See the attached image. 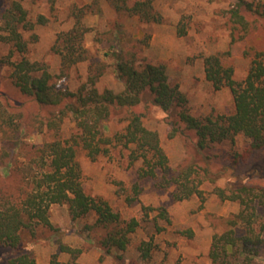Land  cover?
Wrapping results in <instances>:
<instances>
[{"label": "rangeland", "instance_id": "374dc122", "mask_svg": "<svg viewBox=\"0 0 264 264\" xmlns=\"http://www.w3.org/2000/svg\"><path fill=\"white\" fill-rule=\"evenodd\" d=\"M135 1L21 0L33 23L32 29L23 31L28 41L25 56L47 69L57 88L72 92L92 85L101 92L123 91L125 81L117 72L119 54L134 56L138 64H164L169 81L186 95L192 115L233 113L231 88L214 87L207 79L204 59L220 54L225 65L234 66V78L243 81L252 57L264 52V16L251 11L248 3L264 0L241 4L240 0H155V11L161 16L158 21H145L131 13L127 6ZM4 2L0 0V8ZM236 8L244 23L233 18ZM72 30L79 35L77 49L68 48L66 42V33ZM12 47L0 37L2 203L5 192L20 200L41 174L44 161L39 147L69 138L75 130L71 116L58 128L41 123L51 108L40 106L13 84L11 61L18 56ZM68 56L78 61L71 62ZM138 110L144 113V124L159 133L168 156L167 171L144 174L148 166L131 157V147L112 146L109 153L96 158L77 147L86 193L105 199L122 220L135 217L140 221L130 233L127 248L108 252L100 242L106 229L96 223L95 213L74 219L67 203H54L49 211L51 226L23 230L19 248L0 241V264H9V258L21 250L31 251L38 264L49 263L54 253L61 264H264V243L255 255L242 246L247 235L253 240L264 237V198L258 190L243 193L242 198L233 194L240 185L257 182L254 178L264 168V147L246 157L251 139L241 133L233 140L197 149L196 133L182 121L179 128L174 127L160 106L144 99ZM126 124L120 116H113L107 133L121 131ZM187 166L191 169L185 170ZM182 169L181 180L200 193L178 199L173 196L174 177ZM242 211L246 219L239 216ZM216 240L220 245L228 242V250L220 249L214 260L211 252ZM62 243L81 252H60ZM144 248H149L148 256Z\"/></svg>", "mask_w": 264, "mask_h": 264}, {"label": "trees", "instance_id": "16d2710c", "mask_svg": "<svg viewBox=\"0 0 264 264\" xmlns=\"http://www.w3.org/2000/svg\"><path fill=\"white\" fill-rule=\"evenodd\" d=\"M155 0H138L127 9L138 14L145 21L161 19L155 11ZM240 4L244 0H240ZM250 10L264 16V1L248 3ZM0 37L12 44V53L17 54L11 61V79L13 84L25 96L40 106L51 108L48 115L41 118L49 128H58L66 117L75 121L74 133L69 138H57L45 142L39 147L40 158L44 161V169L35 176L30 190L20 200H13L12 192H5L0 202V241L12 248H19L22 243V231H34L38 226H51L50 206L54 203H67L71 215L78 219L95 213L96 223L106 229L100 240L107 251L112 248L125 250L130 241V233L139 226L140 221L133 217L122 220L118 212H114L110 204L103 198H95L87 194L82 182V169L77 159V147L87 151L96 158L110 152L112 146L131 147V157L142 159L148 168L144 174L155 176L158 169L168 170V156L161 145L159 133L148 128L143 121L144 113L138 110V105L144 100L151 101L168 113V121L179 128L181 121L188 129L196 133L195 146L205 149L211 144L233 140L236 135L244 134L251 139L247 155L264 147V52H256L251 59L250 68L243 81L234 78V66L225 65L220 54L205 57L207 79L216 89L228 85L234 95L235 110L231 114L207 115L196 117L189 112L188 99L177 84L169 81L167 68L164 64L137 63L134 56L117 57V72L125 81L121 92L111 89L99 91L94 85L83 86L72 92L56 87L52 82L53 75L37 62L25 56L28 41L23 31L33 27L28 10L21 0H5L0 8ZM233 18L244 23V16L239 8L233 10ZM44 16H40L43 21ZM79 35L75 30L66 33L68 48H76ZM67 58V54H64ZM69 57V56H68ZM71 62L78 58L70 56ZM113 116H120L127 121L121 131L108 134V123ZM191 166H187L185 170ZM184 169L174 177L177 187L173 196L178 199L188 198L200 190L191 188L183 182ZM191 169V168H190ZM264 168L257 182L240 185L233 190L234 198H242L243 193L258 190L264 198ZM186 178L188 172H185ZM184 178V179H186ZM246 219L245 212L239 214ZM248 225L253 232L252 220ZM217 239V237H216ZM264 243V237L251 235L243 238L242 246L255 255ZM227 244L216 240L213 243L211 256L216 260L220 249L227 251ZM252 244V246H251ZM235 246L236 243L232 242ZM250 247V248H249ZM143 249V247H142ZM58 251L80 253L81 250L66 244H60ZM149 248H144V256H148ZM9 264H38L31 251H20L9 258ZM61 264L58 253H54L49 263Z\"/></svg>", "mask_w": 264, "mask_h": 264}]
</instances>
